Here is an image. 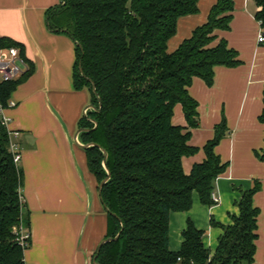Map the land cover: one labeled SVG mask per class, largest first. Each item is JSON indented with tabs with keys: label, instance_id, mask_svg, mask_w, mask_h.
Here are the masks:
<instances>
[{
	"label": "trees",
	"instance_id": "trees-1",
	"mask_svg": "<svg viewBox=\"0 0 264 264\" xmlns=\"http://www.w3.org/2000/svg\"><path fill=\"white\" fill-rule=\"evenodd\" d=\"M66 3L63 5V2ZM199 0H63L49 10L50 27L66 28L76 44L74 84L88 88L91 102L102 99V110H88L80 127L98 126L80 134L83 143L95 142L108 151L110 179L102 190L108 213L107 237L97 261L101 264H253L257 251L259 207L254 195L260 189L242 190L239 213L222 224L216 248L205 243V230L189 218L178 250L170 248V215L189 211L197 191L205 205L215 204L213 194L219 175L227 169L215 148L226 133V120L216 127L204 150L205 159L187 174L183 158L199 148L189 143L191 130L199 126L198 102L189 92L194 77L214 82L216 65L237 66L238 52L222 39L210 46L217 28L227 29L233 0H218L207 23L170 52L169 39L176 34L179 17L198 11ZM256 18L264 32V0H255ZM70 18L68 24L63 21ZM264 43V42H263ZM22 44L0 37V47ZM22 53L23 49L21 48ZM24 55V54H23ZM82 64V76L79 64ZM23 76V75H22ZM20 76V77H22ZM21 78L0 82V106L8 107ZM181 104L187 126L173 122ZM264 122V108L259 116ZM88 165L98 183L107 176L104 153L97 146L85 148ZM257 156L264 162V149ZM22 171L10 150V134L0 114V264H26L21 242L31 230L22 202ZM113 213L117 215L114 216Z\"/></svg>",
	"mask_w": 264,
	"mask_h": 264
},
{
	"label": "crops",
	"instance_id": "crops-1",
	"mask_svg": "<svg viewBox=\"0 0 264 264\" xmlns=\"http://www.w3.org/2000/svg\"><path fill=\"white\" fill-rule=\"evenodd\" d=\"M217 1L199 0L197 12L179 17L176 34L168 41L170 52L207 23ZM62 2L0 0V37L21 43L29 64L11 94L16 105L4 111L8 128L20 132L13 140L21 152V193L31 224L26 264H94L98 246L108 234V213L98 180L89 168L85 148L74 139L84 110L92 103L91 92L74 84V39L47 23L49 10ZM233 2L229 28L215 29L210 46L226 40L238 52L240 63L216 65L212 85L193 78L189 92L198 102L199 126L191 130L189 143L199 150L183 158L189 174L195 163L205 159L204 146L225 118L227 130L215 148L228 163L215 183L219 202L205 205L194 191L192 208L170 215V235L172 228L178 233V247H171L170 239V248H180L190 218L205 230V243L214 250L222 229L214 227L212 220L231 223V214L239 213L241 191L258 182L260 189L253 198L260 209L253 264H264V162L257 156L264 149V122L259 119L264 108V43L258 40L263 29L255 16V0ZM173 122L188 125L181 104L174 108Z\"/></svg>",
	"mask_w": 264,
	"mask_h": 264
},
{
	"label": "built area",
	"instance_id": "built-area-1",
	"mask_svg": "<svg viewBox=\"0 0 264 264\" xmlns=\"http://www.w3.org/2000/svg\"><path fill=\"white\" fill-rule=\"evenodd\" d=\"M259 42H264V32H261L258 38ZM29 64L25 56L23 55L20 47L11 46V47H0V75L2 80H13L22 76L25 72V69H28ZM16 102L10 100L8 107L15 106ZM6 107L0 106V114L2 115V123L7 127L10 134V150L14 157V162L19 165L21 160V152L19 151L18 143L14 142L13 137L19 135V130L11 131L8 128L9 119L4 115ZM22 202L23 201V198ZM213 199L216 203L219 202V197L214 193ZM31 238V233L28 229H24L21 235V242L24 245H27L29 239Z\"/></svg>",
	"mask_w": 264,
	"mask_h": 264
},
{
	"label": "water",
	"instance_id": "water-1",
	"mask_svg": "<svg viewBox=\"0 0 264 264\" xmlns=\"http://www.w3.org/2000/svg\"><path fill=\"white\" fill-rule=\"evenodd\" d=\"M65 3H66V1L63 2V5H64ZM47 23H48V25H49V27H50L49 19H47ZM50 28H51V27H50ZM60 30H61L62 32H66V33L70 34V31H69L68 29H66V28H62V29H60ZM76 44H78V46H80V47L82 48V45H81L80 43H77V42H76ZM79 69H80V71H81L82 76H84L85 78H87L86 75L84 74V71H83V68H82V64H81V62H80V64H79ZM92 90H93V92L95 93V95L97 96V98H98V100H99V104H98V106L95 105L94 103H90V104H88L87 107H86L85 110H84V113H83L84 116H88V110L93 109V110L98 111V112H100V111L102 110V99H101V96L99 95V93H98L97 90H96V84H95L94 82H92ZM89 119H90L92 122H94L95 126H94L93 128L80 127V128L77 130L74 139H75V142H76L78 145L82 146L83 148H88V147H90V146H97V147H99V148L103 151V153H104L103 165H104L105 169L107 170V176H106V177L101 181V183L99 184V194H100V196H101V200H102V202H103V204H104L105 209L109 212L110 209L107 207V205H106L105 202L103 201V197H102V190H103L104 184H105V183L110 179V177H111V171L109 170V168H108V166H107L108 151H107L105 148H103L102 146H100V144H98V143H95V142H91V143H82V142H80V140H79V136H80V134H81L82 132L90 131V130H94V129H96L97 126H98V122H97L95 119H92V118H89ZM113 215L117 217V215H116L115 213H113ZM122 230H123V227H122ZM122 230H121L116 236H114V237H107V238H105V239L99 244V246H98V250H97V253H96L95 257H94V264H101V263H99V262L97 261V258H98L99 251H100L101 247H102L105 243H107V242H111V241L117 240V239L120 237Z\"/></svg>",
	"mask_w": 264,
	"mask_h": 264
},
{
	"label": "rangeland",
	"instance_id": "rangeland-1",
	"mask_svg": "<svg viewBox=\"0 0 264 264\" xmlns=\"http://www.w3.org/2000/svg\"><path fill=\"white\" fill-rule=\"evenodd\" d=\"M254 3V2H252ZM70 18H66L64 19L63 23L64 24H68V21H69ZM2 81V77L0 75V82ZM178 233L177 231L175 230V228H172V232H171V235H170V239H171V247H175L177 246V242H178ZM178 247V246H177ZM178 249V248H177Z\"/></svg>",
	"mask_w": 264,
	"mask_h": 264
}]
</instances>
